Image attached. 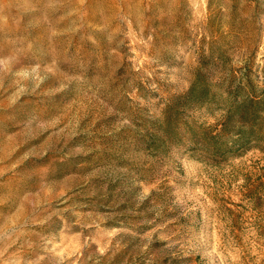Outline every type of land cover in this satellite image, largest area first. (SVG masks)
I'll return each instance as SVG.
<instances>
[{
	"label": "rangeland",
	"instance_id": "obj_1",
	"mask_svg": "<svg viewBox=\"0 0 264 264\" xmlns=\"http://www.w3.org/2000/svg\"><path fill=\"white\" fill-rule=\"evenodd\" d=\"M0 264H264V0H0Z\"/></svg>",
	"mask_w": 264,
	"mask_h": 264
},
{
	"label": "trees",
	"instance_id": "obj_2",
	"mask_svg": "<svg viewBox=\"0 0 264 264\" xmlns=\"http://www.w3.org/2000/svg\"><path fill=\"white\" fill-rule=\"evenodd\" d=\"M194 91V86L191 87V89L189 90V94L191 95ZM261 106L262 105H239L237 106H232V108H235L236 110V116H238L239 118V123L242 126H246L247 127V132L244 134L243 131H241L242 133H240V136L244 137L247 136H255V131L257 130L255 127V123L257 120V117L259 116V110H261ZM226 127L223 128L222 131H225ZM258 131V130H257ZM256 131V132H257ZM191 136V140L193 142H195V138L196 135L194 133H190ZM261 136L258 135V138H260ZM212 139V138H211Z\"/></svg>",
	"mask_w": 264,
	"mask_h": 264
}]
</instances>
